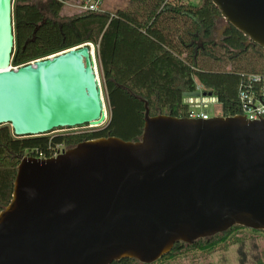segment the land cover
Masks as SVG:
<instances>
[{"label": "water", "instance_id": "95a60500", "mask_svg": "<svg viewBox=\"0 0 264 264\" xmlns=\"http://www.w3.org/2000/svg\"><path fill=\"white\" fill-rule=\"evenodd\" d=\"M211 2L264 49V0ZM13 45L12 0H0V125L35 136L105 122L90 43L17 67ZM182 96L191 107L217 101L200 88ZM143 121L136 141L100 137L22 157L0 211V264H148L177 241L264 230V119L150 116L145 103Z\"/></svg>", "mask_w": 264, "mask_h": 264}, {"label": "trees", "instance_id": "16d2710c", "mask_svg": "<svg viewBox=\"0 0 264 264\" xmlns=\"http://www.w3.org/2000/svg\"><path fill=\"white\" fill-rule=\"evenodd\" d=\"M65 0H48L47 15L29 0H12L14 45L10 64L25 65L60 51L90 43L102 73L108 116L88 130L16 136L0 125V211L10 202L22 157L52 156L58 148L100 137L136 141L143 130L145 103L150 116H187L191 106L183 92L198 86L217 98L222 114L240 113L237 93L247 74H264V49L228 22L220 39L211 38L222 18L211 0H129L113 11L61 15ZM264 230L233 225L193 243L177 241L148 264H215L217 251L241 245L242 234ZM196 259H195V258ZM246 258V256H245ZM240 259L238 264H247ZM253 258H258L254 255ZM111 264H145L122 258Z\"/></svg>", "mask_w": 264, "mask_h": 264}, {"label": "rangeland", "instance_id": "374dc122", "mask_svg": "<svg viewBox=\"0 0 264 264\" xmlns=\"http://www.w3.org/2000/svg\"><path fill=\"white\" fill-rule=\"evenodd\" d=\"M39 6L42 12L47 15V2L48 0H29ZM193 4H197L198 0H189ZM79 0H65V4L62 7L60 12L61 15L67 16L74 13H78V9L74 7ZM129 0H103L101 8L103 11H113L116 8L124 7L128 4ZM226 24L225 19L219 18L216 21L211 38L215 41L220 39V34L223 26ZM95 46H90V53L92 54L93 69L96 74L98 84L102 91V100L104 103V109L106 116H108V106L106 101V95L104 90V83L102 78V73L98 64L96 53H94ZM94 54V55H93ZM202 89L201 87H197ZM194 111L200 112L204 111L208 117L218 116L222 114L221 105L217 101H208L202 103L198 107L193 108ZM93 127L89 125H81L77 127H64L58 128L53 131L48 132L49 134L55 133H64V132H74V131H83L88 130ZM242 234L241 245L235 247H230L227 250L217 251L211 256V261L215 264H238L240 259H244L247 264H264V235L259 234L256 237H250L245 233ZM254 255H257L258 258H253ZM195 258V257H194ZM196 259V258H195ZM180 264H185L184 260ZM188 264H196L194 262H188Z\"/></svg>", "mask_w": 264, "mask_h": 264}, {"label": "built area", "instance_id": "2783aa9c", "mask_svg": "<svg viewBox=\"0 0 264 264\" xmlns=\"http://www.w3.org/2000/svg\"><path fill=\"white\" fill-rule=\"evenodd\" d=\"M102 1L79 0L74 7L78 9V13L85 11L102 12ZM237 99L240 107L239 114L244 115L249 120L264 119V74H247L239 86ZM193 108L191 107L187 115L188 117L204 120L209 118L206 112H197ZM62 150L61 148L56 149L52 152V156H56ZM37 157L44 158L42 154H39Z\"/></svg>", "mask_w": 264, "mask_h": 264}]
</instances>
